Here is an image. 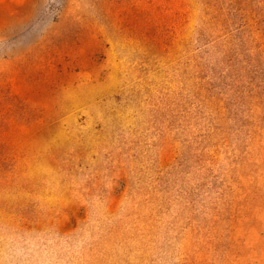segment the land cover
<instances>
[{"label": "rangeland", "instance_id": "obj_1", "mask_svg": "<svg viewBox=\"0 0 264 264\" xmlns=\"http://www.w3.org/2000/svg\"><path fill=\"white\" fill-rule=\"evenodd\" d=\"M0 264H264V0H0Z\"/></svg>", "mask_w": 264, "mask_h": 264}]
</instances>
